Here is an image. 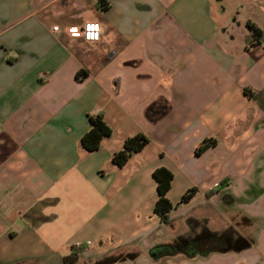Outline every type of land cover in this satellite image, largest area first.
<instances>
[{
  "label": "crops",
  "instance_id": "crops-1",
  "mask_svg": "<svg viewBox=\"0 0 264 264\" xmlns=\"http://www.w3.org/2000/svg\"><path fill=\"white\" fill-rule=\"evenodd\" d=\"M90 20L97 42L65 32ZM248 22L264 35V0H0V264H264V38L248 44ZM95 114L111 134L88 151ZM203 230L245 243L163 253Z\"/></svg>",
  "mask_w": 264,
  "mask_h": 264
},
{
  "label": "trees",
  "instance_id": "trees-1",
  "mask_svg": "<svg viewBox=\"0 0 264 264\" xmlns=\"http://www.w3.org/2000/svg\"><path fill=\"white\" fill-rule=\"evenodd\" d=\"M249 32L246 35V42L248 44L252 43H260L263 38V32L255 26L253 23H247ZM80 74L76 73V78H79ZM114 90L118 91V80H114ZM246 91V90H244ZM90 128L87 132H85L81 137L82 146L88 151H94L98 149L100 142L102 139L107 138L111 134L110 127L104 122L102 114H95L88 116ZM149 139L146 135L142 133H137L133 136L126 138L123 142V145L120 150L116 151L112 155V162L118 167L123 166L129 157L135 152L140 151L147 143ZM212 142L207 140L203 141L200 146L195 150V153L199 155L202 151H204ZM152 177L156 182V190H157V199L155 201L153 212L159 219V222L162 224H166L169 222V212L173 209L174 205L168 200L166 197L167 191L170 189L171 181L173 175L170 170L165 167L156 168L152 172ZM196 189L194 187L188 189L185 193L180 197L179 203L187 202L191 199V197L195 194ZM214 192H210L206 194V197H210ZM70 249L72 252H80L81 245L71 246ZM217 248H208L206 251H203L202 254H206L209 251H216ZM133 255L132 253L117 251L116 253L105 256L101 261L97 264H109L114 261L122 260L125 257H129Z\"/></svg>",
  "mask_w": 264,
  "mask_h": 264
},
{
  "label": "flooded vegetation",
  "instance_id": "flooded-vegetation-1",
  "mask_svg": "<svg viewBox=\"0 0 264 264\" xmlns=\"http://www.w3.org/2000/svg\"><path fill=\"white\" fill-rule=\"evenodd\" d=\"M245 243L235 231L223 232L222 234L210 233L203 230L198 235L175 238L171 245H167L163 253L174 254L181 251L186 253L203 252L208 248L219 249H238ZM178 250V251H177Z\"/></svg>",
  "mask_w": 264,
  "mask_h": 264
},
{
  "label": "built area",
  "instance_id": "built-area-1",
  "mask_svg": "<svg viewBox=\"0 0 264 264\" xmlns=\"http://www.w3.org/2000/svg\"><path fill=\"white\" fill-rule=\"evenodd\" d=\"M58 26H54L53 30L57 31ZM65 32L73 36H81V38L88 43H94L100 40L102 34V26L96 20L84 22L81 26H66Z\"/></svg>",
  "mask_w": 264,
  "mask_h": 264
}]
</instances>
